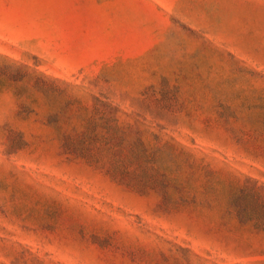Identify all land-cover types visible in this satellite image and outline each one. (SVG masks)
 Returning a JSON list of instances; mask_svg holds the SVG:
<instances>
[{
    "label": "rangeland",
    "instance_id": "1",
    "mask_svg": "<svg viewBox=\"0 0 264 264\" xmlns=\"http://www.w3.org/2000/svg\"><path fill=\"white\" fill-rule=\"evenodd\" d=\"M0 264H264V0H0Z\"/></svg>",
    "mask_w": 264,
    "mask_h": 264
}]
</instances>
